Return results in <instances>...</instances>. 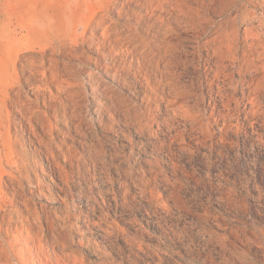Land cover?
<instances>
[{
	"label": "rangeland",
	"instance_id": "obj_1",
	"mask_svg": "<svg viewBox=\"0 0 264 264\" xmlns=\"http://www.w3.org/2000/svg\"><path fill=\"white\" fill-rule=\"evenodd\" d=\"M0 264H264V0H0Z\"/></svg>",
	"mask_w": 264,
	"mask_h": 264
}]
</instances>
